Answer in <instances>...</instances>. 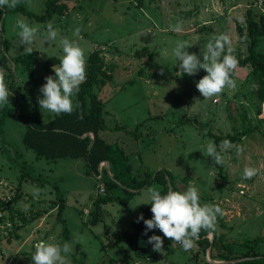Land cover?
<instances>
[{
  "label": "rangeland",
  "instance_id": "1",
  "mask_svg": "<svg viewBox=\"0 0 264 264\" xmlns=\"http://www.w3.org/2000/svg\"><path fill=\"white\" fill-rule=\"evenodd\" d=\"M46 1L21 0L15 8L0 9V60L5 58L12 72L11 89L18 95L19 109L39 113L43 121L53 118L40 108L38 98H42L39 90L45 77L52 76L44 68L45 59L63 54L60 37L75 40L86 58L99 49L106 71L112 73L105 85L94 86L100 96L107 97L101 136L122 147L133 173L164 167L174 175L178 191L196 187L201 204L218 205L223 215H218L217 228L207 235L209 239L213 233L221 236L213 243L210 239L204 251L198 241L186 251L165 237L168 247L150 256L147 250L140 253L137 244L127 248L123 240L116 243L118 229L126 227L147 205L137 206L145 190L158 188L157 183L138 190L127 204L116 199L102 202L101 218L91 222L98 195L125 197V192L119 188L107 194L101 191V178L87 172L82 158L37 156L23 145L25 126L16 117L18 111L8 105L0 125V264H33L31 257L38 243H64L63 223L68 229L66 242L74 249L70 260L83 257L90 264H240L244 257L239 255L246 250L243 242L255 237L259 242L254 251L264 254V103L258 80L251 66L237 65L232 75L236 87L204 99L196 83L207 73L201 69L193 76L182 74L172 55L178 40L188 41L192 45L189 53L199 56L214 35L226 33L233 54L244 57L248 51L246 10L257 19L264 0H64L66 10L44 20L40 16ZM20 19L39 29L32 73L34 79L41 78L35 83L21 63L12 61L25 52L16 35ZM49 21L60 32L55 42L44 40ZM177 22L182 23L183 31H169ZM77 28L80 32L74 35ZM142 47L147 51L136 57L134 52ZM256 51L264 52V33ZM54 65L59 63L51 64L52 70ZM209 130L237 136L232 144L239 146V152L235 147L221 152V175L212 158L205 155L206 145L214 142ZM246 167L257 168L258 174L244 179ZM23 171L27 177L22 176ZM19 179H23L21 196L8 208L6 203ZM34 188L40 189L35 197ZM60 203L61 212L57 210ZM78 237L83 242H77ZM229 254L235 258L224 259Z\"/></svg>",
  "mask_w": 264,
  "mask_h": 264
},
{
  "label": "trees",
  "instance_id": "2",
  "mask_svg": "<svg viewBox=\"0 0 264 264\" xmlns=\"http://www.w3.org/2000/svg\"><path fill=\"white\" fill-rule=\"evenodd\" d=\"M67 8V4L64 0H47L44 13L41 14V19H50L53 13H63ZM254 16V15H253ZM250 15V9L246 10V24L247 31V54L244 57L235 55L238 60V66H251V73L258 80V92L260 96V101L264 102V52H257L256 46L258 44L260 34L264 33V8L256 19ZM147 47H142L134 52L136 57L144 56L147 51ZM37 51H33L30 55L26 52L16 55L12 58L14 63L18 62L23 65L27 70L29 78L33 83L40 80L41 77L33 78V63L37 56ZM86 70L87 79L80 86L79 93L73 97L74 104L78 107L75 108L72 114H61L59 116L53 115V118L49 121H43L37 112L27 113L20 110L17 101L18 95L16 91L11 89V76L12 72L8 66L5 58L0 60V68L6 73V82L8 85L9 92L12 95L9 97V104L11 107L15 108L18 113L16 114L17 119L25 126V130L22 134V143L25 147L32 149L37 156L45 157L47 159H58V158H82L86 162L87 172L93 174L98 173V166L102 161H107L109 165V172L106 170L101 171V180L104 185V191L107 194L108 191L112 189H120L125 192V197H121L118 194H107L98 195L95 199V211L91 217V222H96L101 218L102 210L101 203L108 202L113 199L119 200L120 202L127 204L131 197L141 188L146 187L153 181L157 183L158 189L161 194H166V192L172 188L174 191H178L174 184V175L166 168L161 167L154 170H144L142 174H135L131 171V165L129 163V158L123 151L122 147L118 145L117 142L110 143L106 141L100 134V131L104 127L105 123L103 121L104 107L107 102V97H102L94 90L96 84L105 85L112 79V73L106 71V64L102 60L101 51L99 49H94L89 52L87 58ZM59 63V58L48 57L44 61V68L47 69L50 75L54 76L55 73L51 69V64ZM109 68V67H108ZM46 70V71H47ZM234 73V71H233ZM232 73V75H233ZM106 99V100H105ZM6 105V106H8ZM5 106V107H6ZM0 108V125L2 124V119L6 108ZM188 120H193L188 118ZM194 123L199 124L198 120L194 118ZM1 129V127H0ZM91 133L94 135L92 138ZM137 132L135 131V134ZM213 137L214 143L217 145V150L220 151L221 142L224 140H229L231 143L235 141L236 135H217L208 131ZM137 135V134H136ZM215 164V162H214ZM219 169L218 174H222L221 165L215 164ZM27 172L23 171V177H27ZM28 174V173H27ZM22 180L19 179L16 191L9 198L6 206L10 208V204L18 200L22 193ZM2 207V203H0ZM151 205L147 204L144 208L136 214L131 222L128 223L126 227L122 230L118 229V236L115 242L118 243L123 240L126 247L135 246L139 239V234L145 231V224L143 221H139L138 217L143 214L144 219H151ZM57 210L61 212L62 204L57 205ZM61 218V216H59ZM64 228V242L68 239V229L63 223ZM208 231L201 230L199 238L196 240L202 247L204 251L208 248L210 239L206 236ZM149 235H158L163 239V246L168 247V239L166 240L163 233L154 229L148 231ZM221 234L213 233L211 243L215 241L216 238H220ZM259 242V237L245 240L243 245L246 247L244 253L240 254L241 257H253L244 259L240 264H264V254H259L254 251V247ZM229 253L232 252L227 250ZM150 255H156L157 252L153 249L148 250L147 253ZM196 257V254H194ZM232 257V258H231ZM233 254L226 255L224 259L232 260ZM71 264H90L83 257H74L71 260ZM205 264H215L205 261ZM224 264V263H220Z\"/></svg>",
  "mask_w": 264,
  "mask_h": 264
},
{
  "label": "clouds",
  "instance_id": "3",
  "mask_svg": "<svg viewBox=\"0 0 264 264\" xmlns=\"http://www.w3.org/2000/svg\"><path fill=\"white\" fill-rule=\"evenodd\" d=\"M20 2L21 0H0V9L15 8ZM16 28L18 45H24V51L30 55L38 38V27L20 19L16 22ZM169 31L182 32V23L170 25ZM79 32L80 29L77 28L74 35H78ZM58 37H60L59 29L54 27L53 22H47L44 40L55 42ZM59 45L63 53L59 58V66H53L54 76L45 77L46 83L39 90L42 98H38L40 108L56 116L73 113L78 107L74 104L73 97L79 93L81 84L87 79L85 50L75 40L67 37H60ZM191 46L188 41L178 40L172 55L178 61V68L182 74L193 76L201 69L207 73L196 83V88L204 99L214 98L222 94L225 89L236 87L232 73L238 65V60L233 54L234 48L228 34L214 35L199 56L195 52L189 53L187 49ZM5 76V71L0 69V107L8 105L9 97L12 95ZM219 147L221 151L217 150L214 142H209L205 151V155L211 157L217 165L224 162L222 151L233 147L237 152L240 150L239 146H234L229 140L222 141ZM258 171L257 168L246 167L243 178L251 179L258 174ZM39 192L40 189L34 188V197L38 196ZM141 204L151 205L150 210L153 214L151 219H144L143 214L138 217L137 222L142 220L146 226L145 235L148 231L158 229L164 237L180 244L186 251L194 247L201 230L214 231L217 228L218 215H223V210L218 205L201 204L199 191L193 186H189L184 191L169 189L163 195L157 187H148L137 206ZM77 242H83V237H78ZM146 243L153 245V251L163 252L161 236L151 235ZM73 250V245L69 242L63 244L41 242L36 245L31 258L33 264H71L70 254Z\"/></svg>",
  "mask_w": 264,
  "mask_h": 264
},
{
  "label": "water",
  "instance_id": "4",
  "mask_svg": "<svg viewBox=\"0 0 264 264\" xmlns=\"http://www.w3.org/2000/svg\"><path fill=\"white\" fill-rule=\"evenodd\" d=\"M91 136H92V138H94V135L92 133H91ZM107 169H108L107 171L109 172V165H107ZM171 190H172V188H171ZM149 236L150 235H149L148 232H147V235H145V231H142L139 234V239H138L137 245L139 247H141L140 248V253H142V254H144L146 250L148 251V250L153 249V245L146 243V241H147ZM210 239H212V238H210ZM247 258H253V257H244V258H241L240 260L247 259ZM237 260H239V259H237ZM214 263L215 264H220V263H226V262L219 261V262H214Z\"/></svg>",
  "mask_w": 264,
  "mask_h": 264
},
{
  "label": "built area",
  "instance_id": "5",
  "mask_svg": "<svg viewBox=\"0 0 264 264\" xmlns=\"http://www.w3.org/2000/svg\"><path fill=\"white\" fill-rule=\"evenodd\" d=\"M260 4H261V1H260ZM107 165H108V162H107V161H102V162L99 164V166H98V171H99V173L96 174L97 177H99V178L101 177V171H102L103 169L106 170V171L108 170V169H107ZM107 172H108V171H107ZM102 184H103V183H102ZM100 190H101V191H104V185H101V186H100ZM84 214H88V210H87V209L84 210ZM206 236L209 237V235H207V234H206Z\"/></svg>",
  "mask_w": 264,
  "mask_h": 264
},
{
  "label": "crops",
  "instance_id": "6",
  "mask_svg": "<svg viewBox=\"0 0 264 264\" xmlns=\"http://www.w3.org/2000/svg\"><path fill=\"white\" fill-rule=\"evenodd\" d=\"M264 103V102H263ZM141 190V189H140ZM123 228H120V230H122ZM208 262H210V261H208ZM210 263H213V262H210Z\"/></svg>",
  "mask_w": 264,
  "mask_h": 264
}]
</instances>
